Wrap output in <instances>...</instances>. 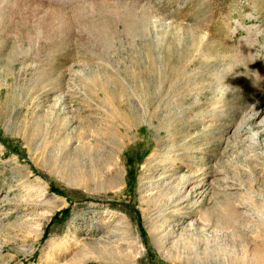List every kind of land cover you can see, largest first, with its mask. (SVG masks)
<instances>
[{"label":"rangeland","instance_id":"374dc122","mask_svg":"<svg viewBox=\"0 0 264 264\" xmlns=\"http://www.w3.org/2000/svg\"><path fill=\"white\" fill-rule=\"evenodd\" d=\"M106 79L122 185H76ZM257 228L264 0H0V264H264Z\"/></svg>","mask_w":264,"mask_h":264},{"label":"bare ground","instance_id":"6f19581e","mask_svg":"<svg viewBox=\"0 0 264 264\" xmlns=\"http://www.w3.org/2000/svg\"><path fill=\"white\" fill-rule=\"evenodd\" d=\"M150 54L152 55V53ZM151 59H153V57ZM99 82L100 84L98 85L97 92L93 94L92 99L98 102L103 108H106L103 110L104 115L98 121H95L92 114L86 118L79 115V124L81 128L77 136L78 146L73 150V153L68 154L66 162L63 163L64 166L60 167V174L62 176H67V178L71 179V181L76 185L90 186L101 183L102 186L117 188L122 185V174L120 171L121 167L118 165V160L120 159L117 160L116 158L118 157L116 154V145H121L123 135L118 132L117 137L113 135L112 122L130 125V123L138 121V118L137 115L132 116L134 113L132 109L134 107L130 108L129 106V108H126L124 105L123 101L125 96L120 95L122 92L116 93L113 87H108L106 85L108 83L107 79L103 81V83L100 80ZM117 82L118 81L116 80L113 85L118 84ZM128 101L130 102V99ZM84 104L88 106L89 103L84 102ZM259 112L260 111L257 113L254 112L256 113L254 116L259 114ZM128 116L132 118L131 122ZM92 129L93 131L91 133ZM67 148L68 143H66L61 150L66 151ZM67 169L68 173L66 172ZM101 177L105 178L101 180ZM231 197L232 196L229 194L225 196L223 206L224 209L232 212L235 207L232 204ZM218 204L219 205H215V212L218 214L217 218L221 220L222 200L219 201ZM204 215L206 217H210V214L207 215V213H205ZM231 217H234L233 213H231ZM225 218L226 217L224 215V219ZM227 219L228 220L226 221L224 220L225 224L230 225V217ZM220 225H222V222ZM252 238L254 240V254L256 256H260V258L264 260V229L260 232L257 228L253 233ZM103 252L107 254V256L105 255L106 257L109 256V252H107V250Z\"/></svg>","mask_w":264,"mask_h":264}]
</instances>
